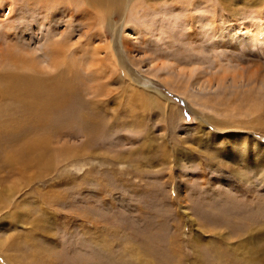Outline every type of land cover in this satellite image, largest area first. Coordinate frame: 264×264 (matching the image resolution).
<instances>
[{
    "label": "rangeland",
    "instance_id": "obj_1",
    "mask_svg": "<svg viewBox=\"0 0 264 264\" xmlns=\"http://www.w3.org/2000/svg\"><path fill=\"white\" fill-rule=\"evenodd\" d=\"M60 1L0 0V264H264V0H124L87 34ZM15 72L74 93L46 131Z\"/></svg>",
    "mask_w": 264,
    "mask_h": 264
},
{
    "label": "bare ground",
    "instance_id": "obj_2",
    "mask_svg": "<svg viewBox=\"0 0 264 264\" xmlns=\"http://www.w3.org/2000/svg\"><path fill=\"white\" fill-rule=\"evenodd\" d=\"M124 3H125L124 0H63L60 1V3L58 4L60 5L59 7L61 8L63 7V11H69L68 15L74 16L75 19L79 21L78 22L79 25H81L83 28H87L86 30L83 31L84 33L87 34L89 29L90 30L95 28L100 29V27L103 25L104 22L103 21L104 13L111 14L113 11H115L116 8H118V10L122 9ZM58 8L54 11L52 10L51 12L50 11L47 12L46 14H49L48 17L50 16L52 17L54 13L58 16L60 9ZM42 10L44 9H41V11ZM48 22L51 23V21ZM13 34L16 37H19L20 35V33H18L17 31L13 32ZM98 35L101 39L106 40L105 39L106 35L104 34L103 31L100 30ZM54 43L56 44L57 41H55ZM108 48L109 50L107 49V46H104L102 49L97 48L96 56L98 57V59L96 58V60L98 61V65L101 66L103 69H106L108 72H112V70L118 71L119 69L118 72L119 79L120 78L121 80L128 79L129 86L130 88L132 87V89H134L133 86L135 88H140L136 86V83L128 75H124V76L122 75L121 70L119 68L120 62L118 60V56H116V51H114V48L110 46ZM56 64H54V67H57ZM5 78L6 79L3 80V83H5L3 85L4 88L2 87L1 90L2 95L5 96L8 95V97L12 99H16L23 103L25 102L24 103L25 107L30 108L35 113L38 112V114H36V116L33 117V122L37 124V127L38 124L41 126L43 122L47 123L46 120H48V118L51 117L54 113H58L60 114V116L63 112L64 114H66L67 108H69L68 105L69 104L71 105V100L74 98V97L72 98L73 96L72 94L74 93L71 92L70 90L71 88L67 86V82L64 83V77H62L61 75L57 77H52L50 79H44V78L40 79L34 76H25V75L20 76L17 73L16 74L13 73L12 75L7 74ZM36 85H38V87L35 88ZM44 127L45 126L43 127L41 126L40 128L42 130H45L46 127L45 128ZM87 129L90 130V134H91L92 128L91 129L87 128ZM92 131L94 130L92 129ZM87 135L89 136V133H87ZM27 148H24V150ZM250 234H251V239L249 241H256V246L253 247V250L255 251L263 250L264 237L262 236L264 235V229H262L261 231L257 229L256 230L251 229ZM261 260L264 261V252L261 254Z\"/></svg>",
    "mask_w": 264,
    "mask_h": 264
}]
</instances>
